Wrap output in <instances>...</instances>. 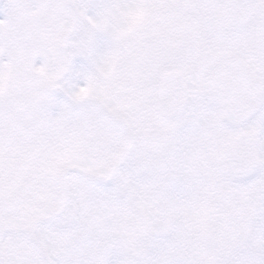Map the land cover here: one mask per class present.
I'll list each match as a JSON object with an SVG mask.
<instances>
[{"label": "snow or ice", "instance_id": "snow-or-ice-1", "mask_svg": "<svg viewBox=\"0 0 264 264\" xmlns=\"http://www.w3.org/2000/svg\"><path fill=\"white\" fill-rule=\"evenodd\" d=\"M184 6L0 0V264H264V0Z\"/></svg>", "mask_w": 264, "mask_h": 264}, {"label": "rangeland", "instance_id": "rangeland-1", "mask_svg": "<svg viewBox=\"0 0 264 264\" xmlns=\"http://www.w3.org/2000/svg\"><path fill=\"white\" fill-rule=\"evenodd\" d=\"M160 4H171L176 5V7L171 8H161L154 11L152 16L153 24L158 29L162 38H168L174 36L176 32L181 29L187 30L191 28L192 23L195 18L198 16V13L195 9L191 7H185L184 5H189L192 3V0H157ZM170 63H181L180 54L177 52L173 57V61H169ZM172 73L175 77L173 84H176L175 87L171 86V90L176 93L181 88H183V72L179 68H169L162 70L156 74L155 84L157 89V96L155 102L152 106V111L156 114L158 119L160 117V108H159V81L161 75L165 72ZM179 76V78L177 77ZM177 77V79H176ZM180 81V82H179ZM177 82V83H176Z\"/></svg>", "mask_w": 264, "mask_h": 264}, {"label": "water", "instance_id": "water-1", "mask_svg": "<svg viewBox=\"0 0 264 264\" xmlns=\"http://www.w3.org/2000/svg\"><path fill=\"white\" fill-rule=\"evenodd\" d=\"M168 81V78L165 77L163 78L161 87H160V97L161 99L165 98L167 96V88H166V83ZM175 114L174 109H170V110H163V108L161 107V117L165 120V121H170L173 119Z\"/></svg>", "mask_w": 264, "mask_h": 264}]
</instances>
